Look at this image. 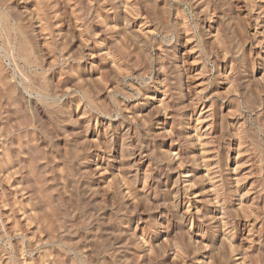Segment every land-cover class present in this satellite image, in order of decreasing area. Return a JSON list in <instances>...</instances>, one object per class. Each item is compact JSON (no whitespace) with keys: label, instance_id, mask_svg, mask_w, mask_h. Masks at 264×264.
Here are the masks:
<instances>
[{"label":"rangeland","instance_id":"rangeland-1","mask_svg":"<svg viewBox=\"0 0 264 264\" xmlns=\"http://www.w3.org/2000/svg\"><path fill=\"white\" fill-rule=\"evenodd\" d=\"M0 264H264V0H0Z\"/></svg>","mask_w":264,"mask_h":264}]
</instances>
